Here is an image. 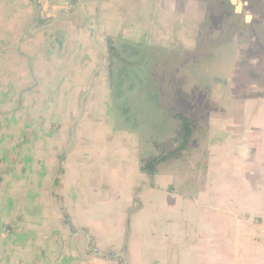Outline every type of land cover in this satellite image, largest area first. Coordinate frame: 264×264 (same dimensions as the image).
<instances>
[{
	"label": "crops",
	"instance_id": "crops-1",
	"mask_svg": "<svg viewBox=\"0 0 264 264\" xmlns=\"http://www.w3.org/2000/svg\"><path fill=\"white\" fill-rule=\"evenodd\" d=\"M209 20L221 21L212 39L214 51L222 56L217 61L194 59L195 64H188L185 70L188 85L208 89L215 102L203 107L200 132L191 142L188 164L199 165V172L188 176V207L169 210L175 214L188 210V234L186 230L180 233L188 235V256H106L91 252L85 256H39L41 245L59 242L63 227L71 229L58 221L52 208L48 209L53 215L50 231L46 233L42 223L24 234L16 231L26 235L19 241L24 250L18 253L15 248L6 256H21L16 264H264V0H87L83 6H74L69 0H0V70L21 69L18 73L25 75L29 69L30 76L39 78L35 69L74 70L80 75L86 70V79L73 83L93 84L88 98L93 97L98 104L103 97L105 103L98 107L106 110L111 108L108 86L113 85V71L133 62L147 70V77L136 79L141 86L139 95L155 101L153 70L172 54L198 50L202 23ZM10 75L8 72V79ZM58 76L59 82L65 83L61 72ZM148 84L153 87L150 85L146 92ZM102 85L107 86L103 94L97 93ZM12 89L4 96H10ZM162 114L168 118L164 111ZM170 123L168 120L165 125L168 129ZM100 127L98 132L104 131H99ZM122 130H112L108 175L111 185L113 181H128L124 191L131 182H145L136 187L129 205L132 209L128 210L136 214L130 233L138 239L143 228L149 230L154 221L158 223L162 211L157 204L161 197L160 168L153 177L140 171L141 161L155 155L149 151L157 142L145 124L141 130ZM142 138L147 142L142 143ZM79 166L85 180L90 167L82 162ZM77 191L67 207L83 221L72 223L74 229L75 225L80 228L76 234L69 231L71 238L82 235L88 245L99 236L112 245V238L125 237L121 225L113 236L114 213L121 212L119 206L98 205L101 195L96 189ZM62 196L65 198L64 193ZM10 228L8 234L14 232ZM45 233L50 241L45 240ZM33 234L38 239L37 248L29 239ZM1 235L0 227V256Z\"/></svg>",
	"mask_w": 264,
	"mask_h": 264
},
{
	"label": "rangeland",
	"instance_id": "rangeland-1",
	"mask_svg": "<svg viewBox=\"0 0 264 264\" xmlns=\"http://www.w3.org/2000/svg\"><path fill=\"white\" fill-rule=\"evenodd\" d=\"M220 23L221 21L210 20L202 23L201 36L198 40L199 48L188 53V59H185L183 63L187 61L186 64L188 62L195 64L196 61L193 60L197 57L201 61L212 59L217 61V57L222 56V53L214 51L216 44L213 41L215 39H212L214 37L212 33L219 30ZM207 36L211 40H208ZM181 54L178 52L170 57L176 56L178 60ZM163 63L161 61L154 69L159 74L162 72L160 68ZM174 65L172 70L175 72L177 66ZM120 66H122L120 70L113 71V85L108 86L112 97H110L111 108L106 110L105 107H98L99 104L104 105L103 97L98 104L93 97L88 98L93 92V84L73 83V80L86 79V70L85 72L82 70L80 75L77 72L74 73V70L35 69L34 72L39 73L40 78L30 76L29 71L32 70L29 69L25 70V75L18 73L23 71L21 69L0 70V78H2L0 85V227L2 234L0 264L19 263L21 256H6L15 248L18 253L24 250V244H20L19 241L26 235L15 234L16 231L24 234L25 230L35 228L40 223H42L40 227H44L46 233L50 231L53 227L51 226L53 215L48 210L50 208L55 209L54 215L58 221L66 223L71 229L63 227L64 235L56 243L51 242L49 235L45 233V240L53 244L41 245L39 256H64L66 253L85 256L86 252H91V255L97 253L106 256H188V235H180L185 230L188 234V210L180 214L169 210L175 206L188 207V176L199 172V165L188 164V154L191 150L170 165L158 166L161 170V197L157 200V204L162 206L160 220L158 223L154 221L149 230L147 227L143 228L140 231L142 233L136 236L139 240L132 238L130 233L131 220L136 214L128 210L132 209L129 205L135 198L136 187L145 182H131L127 191H124L128 183L126 180L113 181L111 185L108 171L111 167L110 157H112L110 147L113 142L112 130L123 131L122 129L127 127H138L141 130L145 124L148 130L153 131L149 134L157 143L171 137L174 131L172 122L171 129L165 126L168 120H171L162 114L160 102H158L159 95L155 88L151 84L144 87L146 92L150 85L153 87L154 93H152L157 96L155 101L148 98L149 96L143 99L139 95L141 86L136 79L144 75L147 77V70L137 67L133 62ZM8 72L11 73L10 79L7 78ZM60 72L61 80L65 83L59 82ZM188 74L185 68L177 69V76L184 82V85H178V90L185 91L181 93L183 100L180 105L191 109L194 98L198 99L202 114L205 112L203 107L212 102L214 104L215 101L210 99L208 89L189 86ZM198 74L200 77L201 73L198 72ZM49 75L54 76L51 78L52 81ZM120 77L126 80L121 81ZM179 78L175 76L171 78L170 75L166 79L171 80L173 86L179 83L181 80ZM104 87L107 86H99L97 93L103 94ZM9 88H13L11 95L4 96ZM202 99L204 104L201 102ZM100 125L99 131L104 130L102 132H98ZM165 129L168 130L164 131ZM145 141L142 138V143ZM76 146L79 147L74 149ZM198 146L199 142L196 145V154L199 151ZM78 151L85 155L81 156ZM149 152L156 154L153 148ZM81 162L87 168L90 167V171L84 177L86 181L83 180V175L79 174ZM117 188L119 189L114 190ZM78 189H96L101 195L98 197V205L112 203L115 208L118 206L121 208L119 214L114 213L113 236L117 235V229L121 225L122 233L125 234L124 238H112V245H109L108 242L104 243L108 241L107 239L95 236L94 240L91 239V242L86 245V241L81 239L82 235L79 238H73L74 236L71 238L68 235L69 231L70 234H76L77 229L80 228L75 225L77 229H74L73 222L78 224V221H83L79 214L71 212L67 207L71 203V196L75 192L79 193ZM63 193L65 198L62 196ZM96 215L100 217L101 214ZM9 226L14 230L12 234L11 232L8 234L11 229ZM32 236L29 239L37 248L38 239L34 234ZM99 242L102 244H98Z\"/></svg>",
	"mask_w": 264,
	"mask_h": 264
},
{
	"label": "trees",
	"instance_id": "trees-1",
	"mask_svg": "<svg viewBox=\"0 0 264 264\" xmlns=\"http://www.w3.org/2000/svg\"><path fill=\"white\" fill-rule=\"evenodd\" d=\"M185 59H188V53H182L178 60L176 56L170 57L169 60L161 65L160 70L162 69V72L160 74L155 70H153L154 73L152 72V77L155 80V89L159 95L158 102H160V108L173 123L174 131L171 137L160 143H155L156 154L153 157L141 161L140 171L150 177L157 174L159 165L171 164L177 159H181L184 153L189 152L192 139L201 129L200 127L204 117L201 114V103H198V99L194 98L191 109L180 105V102L183 100L181 93H185V91L178 90V85L182 86L184 82L181 77L179 78L177 76V69L187 67L189 62L188 64H186L187 61L183 63ZM172 65L177 66L175 72L172 70ZM170 75L171 78L175 76L181 80L178 84L172 86L171 80L167 81L166 79ZM201 102L204 104L203 99ZM177 106H182L183 108H177Z\"/></svg>",
	"mask_w": 264,
	"mask_h": 264
},
{
	"label": "built area",
	"instance_id": "built-area-1",
	"mask_svg": "<svg viewBox=\"0 0 264 264\" xmlns=\"http://www.w3.org/2000/svg\"><path fill=\"white\" fill-rule=\"evenodd\" d=\"M87 0H69L74 6H83Z\"/></svg>",
	"mask_w": 264,
	"mask_h": 264
}]
</instances>
